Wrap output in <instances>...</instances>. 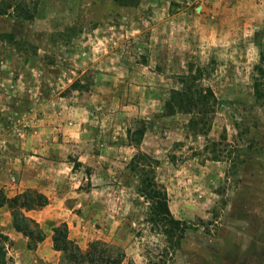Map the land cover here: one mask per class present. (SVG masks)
<instances>
[{
  "label": "rangeland",
  "instance_id": "obj_1",
  "mask_svg": "<svg viewBox=\"0 0 264 264\" xmlns=\"http://www.w3.org/2000/svg\"><path fill=\"white\" fill-rule=\"evenodd\" d=\"M23 1L0 0V170L14 148L33 172L56 161L60 184L73 182L75 241L121 247V264L168 244L139 193L152 176L186 228L166 264H264V0ZM190 63L207 66L218 99L207 135L164 110ZM138 149L151 158L143 171L130 166ZM10 240L4 264H59L51 244Z\"/></svg>",
  "mask_w": 264,
  "mask_h": 264
},
{
  "label": "trees",
  "instance_id": "obj_2",
  "mask_svg": "<svg viewBox=\"0 0 264 264\" xmlns=\"http://www.w3.org/2000/svg\"><path fill=\"white\" fill-rule=\"evenodd\" d=\"M16 1L17 4L18 2L20 4L23 0ZM254 68L257 73L264 74V46H261L260 61ZM206 71V65L190 63L188 72L178 76L180 87L173 88L164 102L166 115L175 113L190 115L189 126L202 135H207L210 131L212 115L218 103L211 86L203 84ZM78 85V81L72 84L74 87H79ZM260 86V78H255L253 88L259 97ZM135 134H138L141 140L144 128L137 129ZM150 159L149 155L138 149L130 161V166L133 170L140 168L143 171L144 167L140 166L148 164L142 162L147 163ZM139 193L149 203L146 222L151 224V229L156 235L168 243L160 249L156 247L155 250H147V264H166L171 255L169 250L179 244L177 240L183 237L186 228L183 221L176 219L171 213L167 192L163 186L155 182L153 176L141 180ZM48 203L47 196L32 189H27L13 197L7 196L0 189V207L8 206L14 229L28 239V248L32 250L45 239L46 235L43 228L27 216L26 212L46 206ZM0 238L4 242L11 241L5 234H0ZM52 243L53 248L61 253L59 264H121L125 258V252L121 247L101 240L92 241L86 248H82L74 239L70 238L66 223L52 227ZM5 248V246H0V264H4L6 258Z\"/></svg>",
  "mask_w": 264,
  "mask_h": 264
},
{
  "label": "crops",
  "instance_id": "obj_3",
  "mask_svg": "<svg viewBox=\"0 0 264 264\" xmlns=\"http://www.w3.org/2000/svg\"><path fill=\"white\" fill-rule=\"evenodd\" d=\"M82 130L80 128L74 127L72 129L66 130V132L69 131V133L80 135V131ZM87 141L85 140V142ZM85 145H90V143L87 142L85 143ZM11 147L12 146H10V148ZM14 150L15 155L10 157L8 168L0 170V189L3 188L5 193L6 191L8 192V190H14V193H6L7 196L11 197L12 195L24 191L25 189L37 188L39 192L48 197L49 203L46 206L32 209L26 212V215L35 220L45 232V239L41 243H39L40 245L38 248L42 247V245L44 244H51L53 246L51 228L54 225L60 223H66L68 225L69 236L70 238L75 240V238H77L76 232H78L79 224L82 220L80 217L78 218L74 207H71L72 201L66 203L74 193L72 180L68 182L69 186L63 187L60 184L64 175L62 174V170L58 171L56 161H52L53 165L51 168H41L40 171V168L37 167L33 172V166L32 164H30L31 159H27V157H25L24 160L18 161L17 149L14 148ZM48 151L49 150H47V152ZM10 153H12V148L10 150ZM44 155L47 156L48 154L46 153ZM95 160L96 158L85 159L83 158V156H79L77 158V162L82 164H91ZM73 163L74 162L68 160L62 163L60 162V164L66 165L69 173L67 170H65L67 172V175L65 177L68 178L69 175L70 179H73V176H75V171H73ZM1 215L5 217L6 221L5 225L7 229H5L4 231L5 235H7L10 239H17L19 237H23L24 239H26V237H24L20 232L14 229L12 215L8 209V206L4 205L0 207V217ZM49 225L50 227L47 229V226ZM54 252H57L59 255V263L61 253L59 251H56L55 249ZM39 255H41L40 252Z\"/></svg>",
  "mask_w": 264,
  "mask_h": 264
}]
</instances>
